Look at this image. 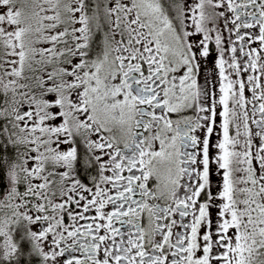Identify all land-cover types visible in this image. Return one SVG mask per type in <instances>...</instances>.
Instances as JSON below:
<instances>
[{"label":"snow or ice","instance_id":"snow-or-ice-1","mask_svg":"<svg viewBox=\"0 0 264 264\" xmlns=\"http://www.w3.org/2000/svg\"><path fill=\"white\" fill-rule=\"evenodd\" d=\"M0 264H264V0H0Z\"/></svg>","mask_w":264,"mask_h":264}]
</instances>
